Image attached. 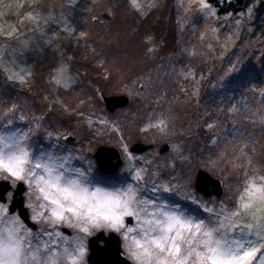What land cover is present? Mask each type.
<instances>
[{
  "label": "rangeland",
  "instance_id": "obj_1",
  "mask_svg": "<svg viewBox=\"0 0 264 264\" xmlns=\"http://www.w3.org/2000/svg\"><path fill=\"white\" fill-rule=\"evenodd\" d=\"M103 1H79L68 17V21L71 20L70 29L64 17L59 18L58 25L53 27L46 24L47 17H42L44 28H37L38 19L32 20L24 26L19 39L12 40V36L0 31V130L20 128L31 131L34 127L31 143L35 144V154L42 148H52V143L44 140L45 135L51 133L49 139L56 137L53 145L57 153L70 151L69 155L79 157L89 165L94 162L95 178L106 184L131 182V169L135 168L141 172L142 195L145 198L186 210L187 214L205 223L217 221L226 212H235L232 216L235 227L230 238L237 245H243L237 257L239 264H249L257 255L261 260L257 264H264V227H258L264 226V204L253 203L246 211L237 207V197L244 181L252 176H264V93L259 97V86L263 81L255 74L246 78L261 66L264 51L258 48L257 40L254 41L257 35L251 33L250 21L244 23L241 15L227 21L224 18L226 15H223L228 12H241L246 17L259 12L264 14V0L232 2L226 12L218 15L203 6L205 0L203 3L202 0H137L139 5L146 2L148 6L139 9H134L128 0H115V9L109 3L100 8ZM23 2L12 0L11 4L20 8ZM60 2L69 1L58 0L57 7ZM172 3L177 5V9ZM39 9L40 6L34 5L31 19L37 18ZM13 17L7 0H0V22H9ZM165 18L170 20V25L159 21ZM130 27L137 36L126 42L124 39ZM215 28L220 36L224 32L220 37L223 45L220 40L215 42L205 37ZM44 37L47 40L42 42L39 51L30 53L28 60L19 56L14 58L15 62L9 61L14 57L10 47L29 42L30 46L34 44L35 50L37 39L44 41ZM151 37L153 45L146 41ZM240 37L242 42L231 46L232 40ZM136 43L141 52H137ZM144 46L147 48L142 56ZM160 46L165 47L166 55H161ZM28 50L31 48L28 47ZM236 52L241 61L238 66ZM62 65L68 66L70 78L77 79L68 91L54 87L51 81L54 71ZM105 66L110 69V81H104L106 73L102 74V69L107 70ZM73 67L79 71L78 74L73 73ZM246 69L250 72L247 73ZM149 76H153L147 80L149 90L164 95L162 105H159L160 99L150 102L156 110L145 116L135 114V110L132 113L133 107L122 115H112L114 111H108L105 99L117 95L120 84L142 85ZM125 96L129 104L131 98L128 94ZM45 98L49 101L53 98V105L62 112L49 115L52 110ZM143 98L133 99L139 109L144 108L145 102L146 105L149 103ZM20 116L25 119L21 121ZM158 116L168 117L166 135L153 127L142 130ZM87 118L92 120L91 127ZM38 127L39 131L36 130ZM36 134L41 140L34 139ZM68 136L77 137L78 141L64 146L63 138ZM250 138L253 146L241 144ZM137 142L150 145L151 151L142 156L134 153L132 148ZM173 144L178 148L173 150ZM167 145L169 150L161 152V148ZM101 146L116 147L122 153L124 163L114 179L105 177L108 174L97 167L94 155ZM254 146L260 147V153L251 160L252 163L247 164L248 158H244L246 155L243 156V153L250 155L251 150L255 153ZM125 147L133 156V161L127 165ZM76 165L84 166L79 160ZM201 171H208L222 181L224 195L221 198L215 195L205 198L197 193L196 183ZM0 184V202L7 203L11 185L3 179H0ZM20 184L25 193V185ZM164 187L168 191H163ZM19 189L21 186H17L15 191ZM20 198L25 205L24 194ZM244 202H248L247 197ZM230 207L233 210L230 211ZM209 208L213 210L211 213L207 211ZM16 212L20 215L18 209L13 213ZM27 217L32 225L34 222L30 220L29 212ZM132 222L129 218L128 223ZM36 225L34 228L27 226L33 232L34 244H44L48 248L54 243H64L62 233L68 232V229L63 225L54 232L47 224ZM35 228L38 232L34 231ZM98 234L97 237L103 236ZM67 238L70 244L76 236L72 234ZM245 252L254 254L240 260ZM89 264L92 263L89 261Z\"/></svg>",
  "mask_w": 264,
  "mask_h": 264
},
{
  "label": "clouds",
  "instance_id": "obj_2",
  "mask_svg": "<svg viewBox=\"0 0 264 264\" xmlns=\"http://www.w3.org/2000/svg\"><path fill=\"white\" fill-rule=\"evenodd\" d=\"M129 3L134 9L140 7L137 0ZM51 81L54 87L65 91L76 83L68 76L67 65L58 67ZM87 123L92 126L91 118H87ZM167 123L168 117L158 116L142 130L153 127L166 135ZM34 134V127L31 131L0 130V179L8 181L12 188L7 193V203L0 202V264H89V244L100 232L105 236L111 233L119 236L121 256L129 264H239L235 258L243 245L238 247L230 238L235 212L217 213L220 215L217 221L205 223L186 210L145 198L143 178L135 168L131 169V182L106 184L97 180L95 163L89 165L66 152L57 153L53 145L56 137L50 140L51 133L44 140L51 142L52 148H42L35 154L36 147L31 143ZM171 147L175 150L178 145ZM123 151L128 155L127 165L133 156L128 148ZM77 160L84 166H77ZM21 182L27 189L25 207L30 220L52 228L63 225L68 233L73 231L74 241L69 244L65 237L58 248L33 243L31 227L25 225L17 212L9 210L12 193ZM163 191H168L167 187ZM245 197L248 202H244ZM253 203L264 204V176L246 179L237 197V207L242 211ZM129 218L133 221L131 224ZM100 243L105 245L104 241Z\"/></svg>",
  "mask_w": 264,
  "mask_h": 264
},
{
  "label": "trees",
  "instance_id": "obj_3",
  "mask_svg": "<svg viewBox=\"0 0 264 264\" xmlns=\"http://www.w3.org/2000/svg\"><path fill=\"white\" fill-rule=\"evenodd\" d=\"M11 1L12 0H7V6L9 8V10L12 12L14 17L9 22H5V23L0 22V31L2 34H7V35L12 36V40H13V39H19L18 35H20V32L23 30L24 26L29 25V23L32 20L38 19V23H36L37 28H44L43 27L44 24L41 22L42 17H47V23L46 24H48L49 27H53L55 24L58 25L57 22L59 21V18H61V17H64V19L66 21H68V17H70L73 13L72 10L74 8H76L75 6L81 0H68L69 2H64V3L60 2L61 5L58 7H57V1L58 0H24L23 3H25V4L22 5L23 4L22 3L20 8H16L15 6H13L11 4ZM164 1L167 2V0H164ZM156 3H158V2H156ZM161 3L162 2H159L158 4H161ZM202 3H203V0H202ZM205 4L208 5V8H210L213 13L218 15V13L220 11L219 8H217L214 4L209 3L208 0H205ZM34 5L40 6V9H39L37 18L31 19L30 17H31V13L33 11ZM50 6H54V8H51ZM144 6H147L146 2L142 3L139 8L144 7ZM172 6L177 9V5L175 3H172ZM10 7L12 8V10ZM44 7H47L45 9V11H44ZM146 8H148V6ZM143 11L145 12L146 9H144ZM20 14L22 15L21 19L19 18ZM47 14H49V16ZM223 15H226L224 18L227 21L228 20L231 21V19H233L234 17H239V15H241V18L244 19V23H247V21H250V24H251L250 27L252 28L251 33H253V36L257 35L256 38L254 39V41L257 40L256 42H257L258 48L263 49V51H264V43H263V41H264V14H260V12H259V14H258L259 16L257 14H255V16L246 17V16H243L241 14V12H237V13H233V12L229 13L228 12L227 14L224 13ZM164 16L165 17L167 16L166 11L164 13ZM70 21L71 20H69L67 23L68 29H70V27H69ZM159 21H161V22L163 21L164 23H166L168 25L171 24L170 20H166V18L159 20ZM241 32H242L241 34L244 33L242 31V29H241ZM218 33H219V30L217 28H215V30H212L211 32H207L205 37L208 40L215 41V42L220 40V43L222 44V40L220 39V37L224 34V32L221 33V36L218 35ZM260 36H261L262 40L258 39ZM46 38L47 37H44V41L41 39H37V42H36L37 47H35L36 48L35 50L33 47L34 44L32 46H30L29 42L28 43L22 42L21 44L13 45L12 47H10L9 50L12 52L14 57L12 59H10L9 61L15 62L16 60L14 58L19 57V56H24L28 60L30 53L35 52V51H39L40 46L43 45V43L47 40ZM150 40L153 41V37H151L149 40H146V41L149 42ZM58 41L60 44H64L61 42V40H58ZM241 42H242L241 37H240V39L238 38L237 40L233 39L231 46H233L237 43L239 44ZM40 43H42V44H40ZM224 44H225V42H224ZM215 45H216V43H215ZM28 47H30L31 50H28ZM237 53L238 52H236V54ZM236 58H239V60L236 62V66H238L241 63L240 57L238 56V54H237ZM241 65H243L244 67L247 66L246 64H243V63ZM246 72L249 73L250 70L246 69ZM253 74L258 75L261 78V80L263 81L262 83H264V60H263V58H262L261 66L257 67V69L255 71H251L250 74L246 75V78H250L251 76H253ZM262 83L259 86V97L260 98H261V95H263V93H264V88H263ZM260 103H261V101H260ZM56 119L59 120V118H57V117H56ZM243 141L241 144H244V146H246V145L249 146L250 144H252V146H253V142H252L251 138L248 139V141L245 143H243ZM32 145L34 146L35 144L32 142ZM238 146H240V145H238ZM238 146H236V147H238ZM252 149H256V152L253 153V151L251 150L250 155L248 153H243V156L246 155L244 158H248L247 164L252 163L251 160H253L260 153V147L257 148L256 146H254V147H252ZM244 150H246V147ZM261 151H262V148H261ZM255 174H256V172L253 171V175H255ZM229 209L231 211V210H233V207H230ZM28 227H29V225H28ZM36 229H38V228H35L34 231H36ZM100 245L103 246V244H101V243H100ZM90 255H91V251H90ZM90 255L88 257L89 261H90ZM259 262H261V260H259V256L257 255L252 259L251 263H249V264H257ZM245 263L248 264V262H245Z\"/></svg>",
  "mask_w": 264,
  "mask_h": 264
},
{
  "label": "water",
  "instance_id": "obj_4",
  "mask_svg": "<svg viewBox=\"0 0 264 264\" xmlns=\"http://www.w3.org/2000/svg\"><path fill=\"white\" fill-rule=\"evenodd\" d=\"M209 3H216L215 6L220 8L219 13H224L228 10L229 5L232 2L240 3L242 0H208ZM108 109L113 112L118 108L124 107L128 104V97L126 96H111L105 99ZM69 137V138H68ZM66 139L74 140L75 138L68 136ZM151 148L150 145L144 143H136L132 151L137 154H144ZM169 150V146H164L161 148V152H166ZM99 170L108 175L117 174L121 167L123 166L124 160L121 156V152L116 147H99L94 155ZM1 186V184H0ZM21 189L15 191L13 196L11 212L19 210L21 218L24 222L27 223L30 227H37L36 224H29L27 212L28 209L23 204L22 199L20 198L24 194V190L21 184ZM212 188V189H211ZM196 190L198 193L204 195L205 197H212L215 195L217 198H221L224 195V188L221 180L213 177L207 171H201L196 183ZM16 206V207H15ZM103 236H95L91 241V250L92 254L90 257V262L92 264H129L126 259L121 257V244L120 238L115 236L113 233L110 237L105 236L104 232H100ZM99 233V234H100ZM98 234V235H99ZM113 236V237H112ZM104 241L105 245L101 246L100 242Z\"/></svg>",
  "mask_w": 264,
  "mask_h": 264
},
{
  "label": "flooded vegetation",
  "instance_id": "obj_5",
  "mask_svg": "<svg viewBox=\"0 0 264 264\" xmlns=\"http://www.w3.org/2000/svg\"><path fill=\"white\" fill-rule=\"evenodd\" d=\"M105 68L107 70L102 69V74L106 73V75L103 76L104 79H105L104 81H110V79H111L110 69H109V67H106V66H105ZM78 72L79 71L76 70V69H74V67H73V73L74 74H78ZM85 74H86V71H85ZM152 77L153 76H149V77L145 78L143 80L144 84H142V85H141V83L138 84V85H137V83H128L126 86H123V84H120V85L118 84L120 87H118L119 89H118V91H116L118 93L117 95L125 96L126 94H128L131 99L129 100V104L127 105V107L118 109L117 111H115L114 113H111V114L112 115H115V114L119 115L122 112L130 111L132 109V107H133L132 113L135 110L136 111L135 114H137L139 116H145V115L151 114V112H153L154 110H156L155 108H153V106H152V104L150 102L160 99L159 105H162L163 104L162 101H163L164 95H161L158 92H153V91H150L149 90L150 85L147 84V80L148 79L151 80ZM76 81H77V79H76ZM81 90H84V89H81ZM81 90H80V92H81ZM117 95H114V96H117ZM134 95H138V98H142V97L145 98L146 96H150L151 98H148V99H144L143 98L145 101L147 100L149 103L146 105V102H145L144 103L145 104L144 108L139 109V106L136 105V101L133 100V99H135L134 98ZM45 100L47 101V104L49 105V108H51V110H52V111H50L49 115H55L56 113H61L62 112V110L59 107L53 105V98H52L51 101H49L47 98H45ZM41 101H44V99H41ZM155 105L157 106V103ZM92 110H94V109H92ZM37 136H39V134H36L34 136V139L41 140L40 137H37ZM61 137H64V136L62 135ZM73 138H75V139L72 140V141H67L66 138H63V140H65L64 143H63V145L64 146H71L72 145L71 143H74V142H77L78 141V138L77 137H73ZM154 147H156V146L154 145ZM150 151L151 150L149 149L143 155H146ZM66 152L68 154L70 153V151H66ZM121 156H122V153H121ZM140 156H142V155H140ZM118 174L119 173H117L116 175H118ZM116 175H105V177L110 178V179H114V178H116ZM207 198H209V197H207ZM210 198H213V197H210ZM59 226H56L55 228H51V232H54V230H56V228L58 229ZM61 229H62V227H61ZM36 232H38V229H36ZM72 234H74L73 231H72V233H68V232H63L62 233V235L65 236V237L71 236ZM58 246L59 245H57L56 243H54L53 245L49 246L48 248H58ZM89 249H90L91 254H92L91 245H89Z\"/></svg>",
  "mask_w": 264,
  "mask_h": 264
},
{
  "label": "bare ground",
  "instance_id": "obj_6",
  "mask_svg": "<svg viewBox=\"0 0 264 264\" xmlns=\"http://www.w3.org/2000/svg\"><path fill=\"white\" fill-rule=\"evenodd\" d=\"M106 3H109V5H111L112 6V8H114L115 9V4H117L116 3V1L115 0H108V1H103L102 2V4L101 5H99L100 6V8H102ZM98 7V6H97ZM96 9V6L94 7V10ZM188 24H189V22H188ZM165 33H167L166 31H165ZM164 33V34H165ZM137 35L133 32V29H132V27H130L129 29H128V32H127V35H126V37H125V41L126 42H128L131 38H134V37H136ZM164 36V35H163ZM161 39H162V37H161ZM77 43H79L78 41H76ZM148 44L149 45H153V44H151V40L148 42ZM148 44H147V46H148ZM136 46L138 47V50H137V52H141L142 50H140L139 49V45H137V43H136ZM147 46H144V50H143V52H142V56H143V54H144V52H145V50H146V48H147ZM164 50H165V47L163 48V47H161L160 46V53H161V55H166V53L164 52ZM137 59H140V57H137ZM134 98L135 99H138V95H134ZM148 98H151L150 96H146L144 99H148ZM106 103V102H105ZM101 104V103H100ZM99 105V104H98ZM100 107H101V105H100ZM102 108H103V110L104 111H106V109H105V107H104V105H103V103H102ZM106 108L108 109V107H107V104H106ZM108 111L109 112H111L109 109H108ZM115 112V111H114ZM113 112V113H114ZM125 112H122V113H120L119 115H122V114H124ZM115 115H117V114H115ZM41 126L43 125L42 123L40 124ZM40 125H39V127H40ZM39 127L36 129L37 131H39ZM35 129V128H34ZM46 129V128H45ZM50 131V130H49ZM37 137H40V136H37ZM66 152V151H65ZM67 153V152H66ZM70 154V153H69Z\"/></svg>",
  "mask_w": 264,
  "mask_h": 264
},
{
  "label": "snow or ice",
  "instance_id": "obj_7",
  "mask_svg": "<svg viewBox=\"0 0 264 264\" xmlns=\"http://www.w3.org/2000/svg\"><path fill=\"white\" fill-rule=\"evenodd\" d=\"M204 7H208V5H203ZM211 127V126H210ZM245 207H247V205H245ZM250 227V226H249ZM238 247H239V245H238ZM254 253H252V252H245V254H244V257H240L239 259L240 260H243V259H246V258H249V257H251V255H253ZM235 259H237V258H235ZM238 260V259H237Z\"/></svg>",
  "mask_w": 264,
  "mask_h": 264
}]
</instances>
